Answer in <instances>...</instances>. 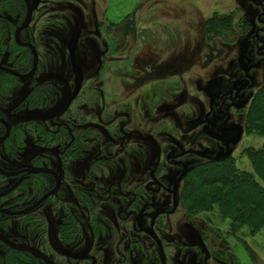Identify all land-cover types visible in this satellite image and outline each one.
Instances as JSON below:
<instances>
[{
	"label": "rangeland",
	"instance_id": "1",
	"mask_svg": "<svg viewBox=\"0 0 264 264\" xmlns=\"http://www.w3.org/2000/svg\"><path fill=\"white\" fill-rule=\"evenodd\" d=\"M49 1L56 39L54 46L47 42L43 46L44 68L64 74L73 90H77L80 82L70 63V43L74 35L80 36L75 60L84 75L82 88L68 114L56 122L41 125L57 129L67 123L71 129H67L66 134L71 139L77 134L85 136L78 139L89 153L86 158L71 162L69 185L87 186L97 200L95 213L106 215L115 212L117 204H106L104 198L110 191L104 189L113 182H120L125 186V193L136 200L137 225L141 221L139 217L146 213L154 217L145 219L146 230L157 231L160 227L166 231L163 243L171 260L168 264H263L264 258L259 256L254 262L251 256L255 250L264 256V233L256 239L250 238L247 245L235 242L212 227L216 221L213 216H190L183 209L186 206L184 195L190 187L191 177L188 176L198 165L215 162L209 158L220 156L219 160H223L232 156L241 169L250 170L251 165L242 151L264 143L262 138L248 137L244 129L248 108L258 90L264 87V24L254 29L245 21L251 20L254 25L259 22L258 16H264V0H144L134 15L137 25L133 30H116L103 22L98 27L103 34L101 39H97L92 26L104 20L106 0H100L93 15L88 10L90 0H83L85 5L81 7L78 3L68 4L66 0ZM68 9L75 16L68 13ZM213 16L216 27L214 33H209L205 21ZM62 21H66L64 27ZM52 54L54 61L50 60ZM49 83H55V100L41 110L54 112L65 105L67 91L59 81ZM22 86L17 94H9V89L3 91L4 111H12L17 101L26 95L28 82ZM229 92H232L230 96ZM10 105L13 107L8 110ZM83 118L85 120L80 121ZM96 122L110 128L114 137L119 136L116 138L119 144L112 145L104 133L92 128L91 124ZM34 126L16 122L5 151L15 149L23 128L32 131ZM119 126L121 132L116 130ZM140 135L142 143L138 141ZM58 136L63 137L57 133ZM60 137L56 140H63L66 150L69 139ZM37 149L43 150L41 155L48 153L47 146ZM3 153L6 154L3 167L15 171V157L8 151ZM227 153L230 155L225 156ZM32 157L34 153L30 152L28 163ZM85 160L86 164L78 165ZM178 162L183 163L182 166ZM55 168L60 171L57 160ZM85 177L91 180L86 181ZM18 183L8 181L4 191L9 193ZM3 203L13 206L12 201ZM10 206L5 207L0 202V208ZM66 209L70 215L77 216L75 206L66 205ZM91 209L88 205L85 213L89 215ZM11 210L15 211L14 207ZM38 213L44 220L45 235L40 231L37 235V229L32 231L31 228L29 238L21 236L20 226L25 225L22 224L25 219L4 215H0V229L19 243L29 240L56 264H93V261L74 262L60 253L65 249L84 255L88 249L92 250L95 237L90 225L79 224L77 233H68L60 213L48 207ZM51 234L57 238H52ZM114 235L113 231L109 232L105 237L107 242L114 241ZM141 237L142 244L135 245L131 262L140 264L150 260L159 264L158 259H152L149 254L155 244L152 236ZM123 253L112 248L101 257L105 254L109 264H114ZM91 255L99 254L92 251ZM161 257L160 261H166L165 256ZM6 259L14 264L21 261L39 264L32 256L19 252L11 253Z\"/></svg>",
	"mask_w": 264,
	"mask_h": 264
},
{
	"label": "flooded vegetation",
	"instance_id": "2",
	"mask_svg": "<svg viewBox=\"0 0 264 264\" xmlns=\"http://www.w3.org/2000/svg\"><path fill=\"white\" fill-rule=\"evenodd\" d=\"M49 2V0H0V190L2 191L0 194V202L5 207L10 205L3 202L8 201L10 203L12 201L13 205L9 208H0V215L11 218L25 219L24 223H22L25 225L20 226V231L23 233L21 236H27V238H29L28 235L31 236V232L29 230L31 228L33 229L32 231L37 229V235L39 233L38 231H40L42 235L47 233L45 229L46 227L44 224H42L44 221L43 217L38 213L40 210L46 209V207L51 209L53 212L60 213V218L65 223L64 230H67L68 233H77V227H79V224L83 226H86V224L90 225L89 227L95 237L94 247L92 250L88 249L84 255L74 254L71 251L65 249L60 250V253L64 257L71 259L74 262L93 261V264H109L110 260L106 257V252L107 249L110 250L114 248L117 251L122 250L124 252L114 264H133L131 262V258L133 256V249L135 245L142 244L140 242L142 238L141 236L148 235L152 236L155 243L152 253L151 251L149 252L151 258H156V260L158 259L159 264H168V262L171 260L167 254V248L163 243V237H165L166 231H164L162 228L160 229V227L157 231L153 229L146 230L144 225L145 219H154L152 215L146 213L139 217L141 221L137 225L138 216H136L134 213L136 200L135 198L130 197L131 195L129 193H125V186H123L120 182H113L108 186V188L104 189L106 191H110L109 196L104 198L106 204L115 203L117 204V207L115 212L106 215H100L98 212L97 214L95 213V210L98 208L96 205L97 200L93 197L87 186L82 187L73 185L72 187L69 185L70 183L67 182L72 178V174L70 172L72 165L70 164L73 159H75V161L77 158L84 159L89 153V151L86 149V145L79 142V139H84L85 136L79 137L77 134V137L74 136L75 138L71 139L69 134H66L67 129H71L67 123H62L61 127L57 129L54 127L41 126L43 124L56 122L68 114L73 102L78 97V90L82 88L81 83L84 76L80 70L78 75L73 68L74 73L78 78V83L80 82V85L77 86V90H73L70 81L66 79L64 74L55 70H47L44 68L45 53L43 51V46L46 44V42L47 44L52 43L54 46L56 39L54 13H52L49 9ZM66 2L68 4L78 3L80 7L81 5H85L83 0H66ZM98 5H100V0H90L88 10H90L92 15L95 14V11H97ZM68 13H71L72 16H75V14L72 13L70 9H68ZM76 14H79V12L77 11ZM263 19V14L259 15V25L260 23L261 25L264 24ZM103 22H105V20L93 23L92 29L94 30V34L96 35L97 39H101L103 37V34H101V31L98 28L101 26V24H103ZM258 24L254 25L253 23V28L257 29V27H260ZM61 25L64 27L66 25V21H62ZM75 36L78 37L77 40L80 38L79 34L74 35L72 41L74 40ZM77 40L74 46V58ZM50 60L54 61L53 54L50 55ZM70 63L72 65L71 51ZM52 73L61 75L68 82L71 87L74 100L69 110L61 117L47 121L31 120L29 119V116L32 115H47L57 112H45L41 110L47 108L46 106H49V104H52V102L55 100V83H49V81L54 82L56 80L63 84L62 81L56 78L41 80L42 77ZM26 81L28 82V87L25 88L27 92L26 95L22 98V100L17 101L14 107L13 105L8 107V110L9 108L13 107L12 111H4V107L6 105H4L3 102V91H6L5 89H9L7 91L9 94H17L23 87L22 83H25ZM45 83H47V85L43 86ZM64 87L66 88L65 85ZM83 89L86 90V86ZM84 90L83 92H85ZM231 93L232 92H229V96ZM7 98L9 99V96ZM84 120V118L80 119V121ZM16 122L28 123L35 126L33 129H31L32 131H28V129L26 130L23 128V133L18 134L19 136L17 138L15 149H9L10 151L7 150L11 153L12 157H15L14 162L17 166L15 171H9L3 167V158L6 159V156H4L5 153L3 152H7L5 151L6 149L4 146L9 145ZM91 127L104 133L112 145L119 144L116 141V138L118 139L119 136L114 137L113 133L110 131V128L104 124L96 122L92 123ZM121 129L122 127L119 126L116 130L121 132ZM57 133H59V135H63V137H58L63 139L65 138L67 141L69 139L67 142L69 145L66 150H64L65 142L63 144V140H56V138H58ZM115 135L117 136V134ZM122 137H124V135H122ZM141 138V135L138 136V141L140 143H142ZM147 139L150 141V138ZM223 144L225 143L222 142V145ZM44 146L48 147V153L44 152L47 154L41 155L43 150H38L37 147ZM30 152L34 153V157H32L30 163H28L27 155H29ZM209 159L212 160L216 158ZM56 160L60 165V171L56 170L55 168ZM86 162L87 161L85 160L83 163L78 165H82L84 163L86 164ZM178 164L182 166L183 163L178 162ZM13 180L19 182L17 187L14 190H11L9 193L5 192L4 190L7 189V184L5 183ZM85 180H91V178L87 179L85 177ZM158 185H160L163 190L167 191L165 186H163L161 183H158ZM62 190H64L65 193H62ZM113 190H116V192ZM7 194H10L9 197L11 198L7 197ZM66 205L75 206L77 208V216L70 215L69 211L66 209ZM88 205L92 207V211L89 215L86 214L84 210ZM154 206L156 207V204H154ZM12 207H14L15 211L11 210ZM104 209L105 208H103V210ZM162 213L165 216L168 214L164 209H162ZM156 215L158 216V214ZM111 231H113L115 234V240L107 242L105 237L108 236L109 232ZM137 232L142 235L136 236L135 233ZM0 234L9 239L14 244L28 245L36 248L30 243L29 240H25L24 243H19V241L13 236H9L1 229ZM51 237L57 238V235L51 234ZM96 238H99V240L97 241ZM133 238L134 240H132ZM95 246H97V249ZM0 249V264H13L14 262L12 260L7 261L6 259L13 252L30 255L35 260H38L39 264H46L41 259L27 252H21L11 248L1 240ZM36 249L44 253L55 263V261L44 251L40 250L39 248ZM62 251H66L75 257L88 256V259H72L65 256ZM92 251L98 252L99 255L97 257L92 256ZM104 252L106 255L104 254V257H101V254ZM161 255L165 256L166 261H160L162 258ZM140 264L153 263L152 261L148 260L145 263Z\"/></svg>",
	"mask_w": 264,
	"mask_h": 264
},
{
	"label": "trees",
	"instance_id": "3",
	"mask_svg": "<svg viewBox=\"0 0 264 264\" xmlns=\"http://www.w3.org/2000/svg\"><path fill=\"white\" fill-rule=\"evenodd\" d=\"M215 21L214 16L205 21L209 33H214ZM245 22L253 28V21ZM245 122L248 137L264 140V87L251 102ZM242 154L248 159L250 170L241 169L232 156L198 165V169L188 176L191 177L190 187L184 195L186 206L183 211L190 216H213L216 221L212 227L215 226L216 231L247 245L250 238L256 239L264 233V143L260 147H247ZM260 254L255 250L251 259L256 262L260 256L263 260L264 256ZM22 264L26 263L22 261Z\"/></svg>",
	"mask_w": 264,
	"mask_h": 264
},
{
	"label": "water",
	"instance_id": "4",
	"mask_svg": "<svg viewBox=\"0 0 264 264\" xmlns=\"http://www.w3.org/2000/svg\"><path fill=\"white\" fill-rule=\"evenodd\" d=\"M77 38L78 37L75 36L74 40L72 41L71 50L70 51H71V60H72L73 68H74L75 72L79 75V69H78V67L76 65L75 58H74V46H75V42H76ZM48 78H56V79H59L60 81L63 82V84L66 86L67 93H68L67 102H66V104L64 105V107L60 111H57V112H54V113H51V114H47V115H44V114L32 115V116H29V119H31V120L47 121V120H50V119H55V118L61 117L69 110V108H70V106H71V104H72V102L74 100V96L72 94V90H71L70 85L68 84V82L61 75L52 73V74H49V75H46V76L42 77L41 80H45V79H48ZM9 131H10V129H9ZM229 155H230V153H227L225 156H229ZM218 159H220V156L216 157V160H218ZM0 240L5 242L7 245H9L13 249H16V250L21 251V252H27V253H29V254L41 259L46 264H55L49 257H47L44 253H42L41 251H39L36 248H33L31 246H28V245H17V244H14L13 242H11L9 239H7L6 237H4L1 234H0ZM62 253L65 256L70 257L72 259H76V260L88 259V256L75 257V256L71 255L70 253H68L66 251H62Z\"/></svg>",
	"mask_w": 264,
	"mask_h": 264
},
{
	"label": "crops",
	"instance_id": "5",
	"mask_svg": "<svg viewBox=\"0 0 264 264\" xmlns=\"http://www.w3.org/2000/svg\"><path fill=\"white\" fill-rule=\"evenodd\" d=\"M143 1L106 0L107 3L104 9L105 23L116 30H133L137 25L134 21V15Z\"/></svg>",
	"mask_w": 264,
	"mask_h": 264
}]
</instances>
